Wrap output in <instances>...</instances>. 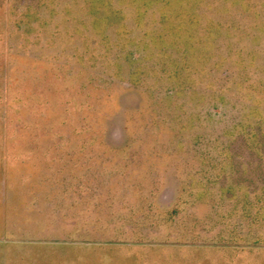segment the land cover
Listing matches in <instances>:
<instances>
[{
  "label": "rangeland",
  "instance_id": "obj_1",
  "mask_svg": "<svg viewBox=\"0 0 264 264\" xmlns=\"http://www.w3.org/2000/svg\"><path fill=\"white\" fill-rule=\"evenodd\" d=\"M263 64L264 0H0V264H264Z\"/></svg>",
  "mask_w": 264,
  "mask_h": 264
},
{
  "label": "trees",
  "instance_id": "obj_2",
  "mask_svg": "<svg viewBox=\"0 0 264 264\" xmlns=\"http://www.w3.org/2000/svg\"><path fill=\"white\" fill-rule=\"evenodd\" d=\"M158 1V0H156ZM181 0H179L180 2ZM176 46L177 44L176 43H173L171 45L168 46V48L171 47V49H176ZM187 47V50H188V46L187 44L185 45ZM186 50V49H185ZM175 55H178V63H174L172 62V66L169 65L168 68L164 69L165 70V74H168V78L170 81H173V80H176V79H179V80H176L177 82H180V83H176L175 86H177L178 88H181L179 89V91L181 90H184V89H193V85L191 83V81L188 79V78H182V69H184V66H181L183 64L186 65V67H188L187 65V59H188V54L186 53H182V55L180 54V50L177 49V53ZM215 55H194L193 59L197 60V66L201 67V68H207V64H212L213 67L217 68L219 67V63L218 61L215 60ZM215 60V61H214ZM221 63L224 64L225 60L224 61H219ZM247 60L245 58H241L240 61H238V65L240 66V68L242 69H246L247 65ZM165 66H167V64H165ZM204 66V67H202ZM181 70H178V68H181ZM185 67V68H186ZM196 67V65H195ZM170 68V70H168ZM172 68H175V70H172ZM197 68V67H196ZM262 72L264 73V64L262 66ZM263 111H259L258 110V115L256 116L255 112H254V118L248 116L246 113L243 114V116H247L249 117V121L246 125H243L241 122L238 123V125L235 126V129H240V133L242 134H247V130L246 128L249 127L252 131V133L255 135L254 137L258 138L259 134H261L260 137H264V129H263V126H264V115L262 113ZM243 120V119H242Z\"/></svg>",
  "mask_w": 264,
  "mask_h": 264
}]
</instances>
